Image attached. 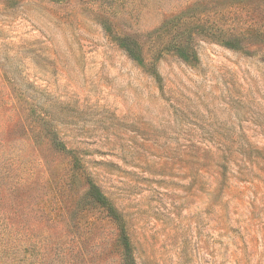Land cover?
I'll return each mask as SVG.
<instances>
[{"label":"rangeland","instance_id":"374dc122","mask_svg":"<svg viewBox=\"0 0 264 264\" xmlns=\"http://www.w3.org/2000/svg\"><path fill=\"white\" fill-rule=\"evenodd\" d=\"M89 179L134 264H264V0H0V264H125Z\"/></svg>","mask_w":264,"mask_h":264},{"label":"trees","instance_id":"16d2710c","mask_svg":"<svg viewBox=\"0 0 264 264\" xmlns=\"http://www.w3.org/2000/svg\"><path fill=\"white\" fill-rule=\"evenodd\" d=\"M51 1H62V0H51ZM115 41L120 47H123L128 55L135 60L139 65L144 66L146 64L144 58V52L140 45L128 38L115 36ZM175 54L179 57L183 58L187 62H195L197 60L196 54L194 50L190 49V51L185 52L183 47L175 46L174 48ZM150 72L155 77L158 78L157 73L155 71L154 64H150ZM66 150L65 146L58 141L57 149ZM72 159H75L76 165L80 168V161L77 157L72 156ZM83 172L81 171V174ZM86 184V193L88 197L94 202V204L101 210L102 213L109 219L110 222L113 223L114 228L118 232L117 241L123 250L125 264H134L132 257V246L130 244V240L126 233L125 222L123 217L116 211L113 207L112 202L101 192L98 186L92 180H88L85 182Z\"/></svg>","mask_w":264,"mask_h":264}]
</instances>
